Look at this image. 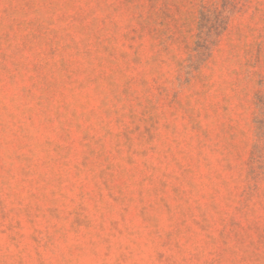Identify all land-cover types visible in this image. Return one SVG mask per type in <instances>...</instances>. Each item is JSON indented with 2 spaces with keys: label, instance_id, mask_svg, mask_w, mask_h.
I'll return each instance as SVG.
<instances>
[{
  "label": "rangeland",
  "instance_id": "374dc122",
  "mask_svg": "<svg viewBox=\"0 0 264 264\" xmlns=\"http://www.w3.org/2000/svg\"><path fill=\"white\" fill-rule=\"evenodd\" d=\"M0 264H264V0H0Z\"/></svg>",
  "mask_w": 264,
  "mask_h": 264
}]
</instances>
